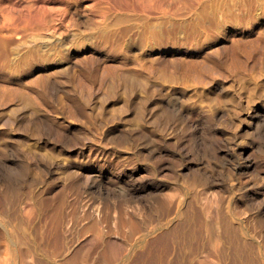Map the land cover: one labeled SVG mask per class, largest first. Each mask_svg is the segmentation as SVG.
Wrapping results in <instances>:
<instances>
[{
	"label": "rangeland",
	"instance_id": "rangeland-1",
	"mask_svg": "<svg viewBox=\"0 0 264 264\" xmlns=\"http://www.w3.org/2000/svg\"><path fill=\"white\" fill-rule=\"evenodd\" d=\"M0 2V264H264V0Z\"/></svg>",
	"mask_w": 264,
	"mask_h": 264
},
{
	"label": "bare ground",
	"instance_id": "bare-ground-1",
	"mask_svg": "<svg viewBox=\"0 0 264 264\" xmlns=\"http://www.w3.org/2000/svg\"><path fill=\"white\" fill-rule=\"evenodd\" d=\"M11 1H12V0H11ZM99 1H100V0H99ZM119 1H120V0H119ZM148 1H149V0H148ZM151 1H152V0H151ZM157 1H159V0H157ZM172 1H173V0H172ZM175 1H176V0H175ZM178 1H179V0H178ZM195 1H197V0H195ZM218 1H219V0H218ZM223 1H224V0H223ZM246 1H247V0H246ZM2 2H3V1H2ZM5 2H6V1H5ZM92 2H93V1H92ZM117 2H118V1H117ZM125 2H126V1H125ZM127 2H128V1H127ZM135 2H136V1H135ZM137 2H138V1H137ZM137 2H136V3H137ZM144 2L146 3V1H144ZM144 2H143V3H144ZM238 2H239V1H238ZM251 2H252V1H251ZM0 3H1V2H0ZM104 3H105V2H104ZM129 3H130V2H129ZM136 3H135V4H136ZM151 3H152V2H151ZM158 3H159V2H158ZM160 3H161V2H160ZM160 3H159V4H160ZM168 3H169V2H168ZM207 3H209V1H208ZM207 3H206V4H207ZM212 3H213V2H212ZM212 3H211V4H212ZM229 3H230V2H229ZM239 3H240V2H239ZM260 3H261V2H260ZM4 4H5V3H4ZM38 4H39V3H38ZM88 4H89V3H88ZM96 4H97V3H96ZM100 4H101V3H100ZM116 4H117V3H116ZM147 4H149V3H147ZM159 4H157V6H158ZM177 4H178V3H177ZM187 4H188V3H187ZM209 4H210V3H209ZM222 4H223V3H222ZM253 4H254V3H253ZM11 5H12V4H11ZM17 5H18V4H17ZM19 5H20V4H19ZM43 5H44V4H43ZM62 5H63V4H62ZM106 5H107V3H106ZM118 5H119V4H118ZM130 5H131V4H130ZM182 5H183V3H182ZM230 5H231V4H230ZM262 5H263V4H262ZM7 6H8V5H7ZM24 6H25V5H24ZM28 6H29V5H28ZM59 6H60V5H59ZM98 6H99V4H98ZM103 6H104V8H105V5H103ZM107 6H108V5H107ZM155 6H156V5H155ZM159 6H160V5H159ZM188 6H189V5H188ZM188 6H187V8H188ZM214 6H215V5H214ZM222 6H223V5H222ZM231 6H232V5H231ZM242 6H243V3H242ZM242 6H241V7H242ZM16 7H17V6H16ZM90 7H91V6H90ZM117 7H118V6H117ZM125 7H126V6H125ZM128 7H129V5H128ZM128 7H127V8H128ZM144 7H145V4H144ZM146 7H147V6H146ZM168 7H169V5H168ZM174 7H175V6H174ZM178 7H179V6H178ZM181 7H182V6H181ZM189 7H190V6H189ZM232 7H233V6H232ZM257 7H258V6H257ZM260 7H261V6H260ZM11 8H12V7H11ZM18 8H19V7H18ZM58 8H59V7H57V9H58ZM99 8H101V7H99ZM106 8H107V7H106ZM111 8H113V7H111ZM151 8H152V7H151ZM160 8H161V7H160ZM164 8H165V7H164ZM230 8H231V7H230ZM235 8H236V7H235ZM235 8H234V11H236ZM26 9H27V8H26ZM26 9H25V10H26ZM40 9H41V8H40ZM42 9H43V8H42ZM123 9H124V8H123ZM170 9H171V8H170ZM244 9H245V8H244ZM7 10H9V9H7ZM33 10H34V8H33ZM93 10H94V9H93ZM102 10H103V9H102ZM104 10H105V9H104ZM148 10H150V9H148ZM161 10H162V9H161ZM167 10H168V9H167ZM176 10H177V9H176ZM176 10H175V11H176ZM242 10H243V9H242ZM252 10H254V7H253ZM22 11H23V10H22ZM38 11H39V9H38ZM98 11H99V10H98ZM98 11H97V12H98ZM106 11H107V10H106ZM177 11H178V10H177ZM217 11H218V10H217ZM8 12H9V11H8ZM20 12H21V11H20ZM36 12H37V10H36ZM39 12H40V11H39ZM42 12H43V11H42ZM63 12H64V11H63ZM99 12H100V11H99ZM188 12H189V11H188ZM188 12H187V13H188ZM220 12H221V11H220ZM238 12H239V11H238ZM243 12H244V11H243ZM246 12H247V11H246ZM261 12H262V11H261ZM22 13H23V12H22ZM25 13H26V12H25ZM40 13H41V12H40ZM48 13H49V12H48ZM111 13H112V12H111ZM151 13H152V12H151ZM153 13H154V12H153ZM178 13H180V12H178ZM184 13H185V12H184ZM184 13H181V14H184ZM197 13H198V12H197ZM199 13H200V12H199ZM206 13H207V12H206ZM210 13H211V12H210ZM210 13H209V14H210ZM222 13H223V12H222ZM231 13H232V12H231ZM236 13H237V12H236ZM256 13H257V12H256ZM27 14H28V12H27ZM202 14H203V13H202ZM223 14H224V13H223ZM12 15H13V14H12ZM55 15H56V14H55ZM132 15H133V14H132ZM136 15H137V14H136ZM177 15H179V14H177ZM7 16H8V18H9V15H7ZM26 16H27V15H26ZM26 16H24V17H26ZM28 16H29V14H28ZM37 16H39V15H37ZM47 16H48V15H47ZM76 16H77V15H76ZM115 16H116V15H115ZM121 16H122V14H121ZM198 16H199V15H198ZM223 16H224V15H223ZM236 16H237V15H236ZM242 16H243V15H242ZM246 16H247V15H246ZM18 17H20V15H19ZM21 17H22V16H21ZM31 17H32V15H31ZM54 17H55V16H54ZM57 17H58V16H57ZM98 17H99V16H98ZM196 17H197V14H196ZM199 17H200V16H199ZM243 17H244V16H243ZM250 17H251V15H250ZM254 17H255V16H254ZM4 18H6V17H4ZM8 18H7V19H8ZM12 18H13V17H12ZM22 18H23V17H22ZM32 18H33V17H32ZM35 18H36V17H35ZM107 18H109V17H107ZM118 18H119V17H118ZM123 18H124V17H123ZM125 18H126V17H125ZM137 18H140V16L137 17ZM154 18H155V17H154ZM166 18H167V17H166ZM188 18H189V17H188ZM209 18H210V17H209ZM33 19H34V18H33ZM38 19H39V18H38ZM113 19H114V18H113ZM113 19H112V20H113ZM120 19H121V18H120ZM211 19H212V18H211ZM216 19H217V18H216ZM255 19H256V18H255ZM8 20H10V18H9ZM21 20H22V19H21ZM99 20H100V19H99ZM126 20H127V18H126ZM129 20H130V19H129ZM129 20H128V21H129ZM139 20H140V19H139ZM150 20H151V19H150ZM150 20H149V21H150ZM154 20H155V19H154ZM161 20H162V19H161ZM167 20H168V19H167ZM193 20H194V19H193ZM209 20H210V19H209ZM39 21H40V19H39ZM89 21H90V20H89ZM91 21H92V20H91ZM113 21H114V20H113ZM113 21H112V22H113ZM122 21H123V20H122ZM151 21H152V20H151ZM151 21H150V22H151ZM31 22H32V21H31ZM34 22H35V21H34ZM36 22H37V21H36ZM41 22H42V21H41ZM75 22H76V21H75ZM87 22H88V21H87ZM93 22H94V21H93ZM95 22H96V21H95ZM95 22H94V23H95ZM117 22L119 23L118 20H117ZM125 22H126V21H125ZM145 22H146V21H145ZM161 22H162V21H161ZM177 22H178V20H177ZM202 22H203V21H202ZM12 23H13V22H12ZM29 23H30V22H29ZM99 23H100V22H99ZM113 23H114V22H113ZM115 23H116V22H115ZM154 23H155V22H154ZM174 23H175V22H174ZM184 23H185V22H184ZM210 23H211V22H210ZM5 24H6V23H5ZM13 24H14V23H13ZM43 24H44V22H43ZM111 24H112V23H111ZM164 24H165V23H164ZM170 24H171V23H170ZM170 24H169V25H170ZM187 24H188V23H187ZM190 24H191V23H190ZM198 24H199V23H198ZM217 24H218V23H217ZM10 25H11V23H10ZM10 25H9V26H10ZM40 25H41V24H40ZM44 25H45V24H44ZM50 25H52V24H50ZM76 25H77V22H76ZM96 25H98V24H96ZM108 25H109V24H108ZM118 25H119V24H118ZM131 25H133V24H131ZM136 25H137V23H136ZM151 25H152V24H151ZM156 25H157V24H156ZM178 25H179V24H178ZM199 25H200V24H199ZM212 25H213V24H212ZM45 26H46V25H45ZM85 26H87V25H85ZM92 26H93V25H92ZM94 26H95V25H94ZM112 26H113V25H112ZM126 26H127V25H126ZM126 26H125V27H126ZM128 26H130V24H129ZM157 26H158V25H157ZM213 26H214V25H213ZM22 27H23V26H22ZM22 27H21V28H22ZM27 27H29V26H27ZM77 27H78V26H77ZM88 27H89V26H87V29H88ZM106 27H107V26H106ZM123 27H124V26H123ZM130 27H131V26H130ZM133 27H134V25H133ZM135 27H137V26H135ZM143 27H144V26H143ZM152 27H153V26H152ZM186 27H187V26H186ZM30 28H31V27H30ZM90 28H91V27H90ZM139 28H140V27H139ZM158 28H159V27H158ZM165 28H166V27H165ZM168 28H169V27H168ZM176 28H177V27H176ZM212 28H213V27H212ZM28 29H29V28H28ZM57 29H58V28H57ZM91 29H92V28H91ZM101 29H102V28H101ZM101 29H100V31H101ZM121 29H122V27H121ZM121 29H120V30H121ZM126 29H127V28H126ZM163 29H164V28H163ZM0 30H1V29H0ZM54 30H55V29H54ZM84 30H85V29H84ZM84 30H83V31H84ZM170 30H171V29H170ZM208 30H209V28H208ZM210 30H212V29H210ZM15 31H16V30H15ZM25 31H26V30H25ZM27 31H28V30H27ZM70 31H71V30H70ZM73 31H74V30H73ZM73 31H71V32H73ZM75 31L77 32V30H75ZM113 31H114V30H113ZM135 31H136V30H135ZM142 31H143V28H142ZM150 31L152 32V30H150ZM165 31H166V30H165ZM6 32H7V31H6ZM115 32H116V30H115ZM172 32H173V31H172ZM175 32H176V31H175ZM186 32H187V31H186ZM190 32H191V31H190ZM204 32H205V31H204ZM208 32H209V31H208ZM3 33H4V32H3ZM94 33H95V32H94ZM99 33H100V32H99ZM99 33H98V34H99ZM216 33H217V32H216ZM26 34H27V33H26ZM102 34H103V33H102ZM136 34H137V33H136ZM142 34H143V33H142ZM147 34H148V33H147ZM147 34H146V35H147ZM191 34H192V33H191ZM1 35H2V34H1ZM5 35H6V34H5ZM24 35H25V34H24ZM74 35H75V34H74ZM146 35H145V36H146ZM158 35H159V34H158ZM160 35H161V34H160ZM166 35H167V34H166ZM173 35H174V34H173ZM203 35H204V34H203ZM8 36H9V35H8ZM8 36H7V37H8ZM13 36H14V35H13ZM26 36H27V35H26ZM98 36H99V35H98ZM107 36H108V35H107ZM112 36H113V34H112ZM152 36H153V35H152ZM1 37H2V36H1ZM86 37H87V36H86ZM120 37H121V36H120ZM123 37H124V36H123ZM133 37H134V36H133ZM142 37H143V35H142ZM149 37H151V36H149ZM165 37H166V36H165ZM195 37H196V36H195ZM20 38H22V37H20ZM26 38H27V37H26ZM26 38H25V40H26ZM72 38H73V37H72ZM112 38H113V37H112ZM143 38H144V37H143ZM145 38H146V37H145ZM5 39H7V38H5ZM12 39H13V38H12ZM32 39H33V38H32ZM68 39H69V38H68ZM118 39H119V38H118ZM134 39H135V37H134ZM201 39H202V38H201ZM0 40H2V39H0ZM13 40H14V39H13ZM29 40H30V39H29ZM88 40H89V39H88ZM116 40H117V39H116ZM119 40H120V39H119ZM128 40H129V39H128ZM176 40H177V39H176ZM17 41H18V40H17ZM31 41H32V40H31ZM31 41H30V42H31ZM121 41H122V40H121ZM150 41H151V40H150ZM3 42H4V41H3ZM78 42H79V41H78ZM117 42H118V41H117ZM152 42H153V41H152ZM190 42H191V41H190ZM14 43H15V42H14ZM26 43H27V42H26ZM49 43H50V42H49ZM115 43H116V42H115ZM0 44H1V43H0ZM2 44H3V43H2ZM17 44H18V43H17ZM58 44H59V43H58ZM60 44H61V43H60ZM60 44H59V45H60ZM74 44H75V43H74ZM78 44H79V43H78ZM94 44H95V43H94ZM189 44H190V43H189ZM234 44H235V43H234ZM4 45H5V44H4ZM7 45H9V43H8ZM11 45H12V44H11ZM14 45H15V44H14ZM35 45H36V44H35ZM2 46H3V45H2ZM2 46H0V47H2ZM74 46H75V45H74ZM140 46H141V45H140ZM215 46H216V45H215ZM233 46H234V45H233ZM7 47H8V46H7ZM23 47H24V46H23ZM34 47H35V46H34ZM54 47H55V46H54ZM59 47H60V46H59ZM110 47H111V46H110ZM115 47H117V46H115ZM9 48H10V47H9ZM9 48H7V49H9ZM16 48H17V46H16ZM117 48H118V47H117ZM125 48H126V47H125ZM142 48H143V47H142ZM184 48H185V47H184ZM216 48H218V47H216ZM222 48H224V47H222ZM7 49H6V52H7ZM23 49H24V48H23ZM114 49H115V48H114ZM119 49H120V48H119ZM2 50H3V49H2ZM13 50H14V49H13ZM28 50H29V49H28ZM108 50H109V48H108ZM216 50H218V49H216ZM216 50H215V51H216ZM0 51H1V50H0ZM8 52H10V51H8ZM48 52H49V51H48ZM60 52H61V51H60ZM109 52H110V51H109ZM130 52H131V51H130ZM130 52H128V53H130ZM221 52H222V51H221ZM11 53H12V52H11ZM11 53H10V54H11ZM23 53H24V52H23ZM26 53H28V52H26ZM51 53H52V52H51ZM55 53H56V51H55ZM21 54H22V53H21ZM5 55H6V54H5ZM25 55H26V54H25ZM48 55H49V54H48ZM51 55H52V54H51ZM216 55H217V54H216ZM53 56H54V55H53ZM6 57H8V56H6ZM9 57H10V55H9ZM11 57H12V56H11ZM19 57H21V56H19ZM24 57H26V56H24ZM28 57H29V55H28ZM134 59H135V58H134ZM1 60H2V57H1L0 61H1ZM2 61H3V60H2ZM9 61H10V60H9ZM135 61H136V60H135ZM141 61H142V60H141ZM7 63H8V61H7ZM5 64H6V63H5ZM17 64H18V63H17ZM9 69H10V68H9ZM83 71H84V70H83ZM87 71H88V70H87ZM87 75H88V73H87ZM87 75H86V76H87ZM77 80H78V79H77ZM43 82H44V81H43ZM48 82H49V81H48ZM50 82H51V81H50ZM189 185H190V184H189ZM207 208H210V207H207ZM96 209H97V208H96ZM89 210H90V209H89ZM97 211H98V209H97ZM101 211H102V210H101ZM180 211H181V210H180ZM208 211H209V209H208ZM206 212H207V211H206ZM213 212H214V211H213ZM97 213H98V212H97ZM210 213H211V212H210ZM94 214H95V213H94ZM212 214H213V213H212ZM103 215H104V213H103ZM206 215H207V214H206ZM216 215H217V214H216ZM92 216H93V215H92ZM115 216H118V215H115ZM121 216H122V215H121ZM210 216H211V215H210ZM95 217H96V216H95ZM110 217H111V216H110ZM221 217H222V215H221ZM96 218L98 219V217H96ZM116 218H117V217H116ZM94 219H95V218H94ZM104 219H105V218H104ZM107 219H108V218H107ZM123 219H124V217H123ZM203 219H204V218H203ZM208 219H209V218H208ZM211 219H212V218H211ZM216 219H217V218H216ZM223 219H224V218H223ZM225 219H227V218L225 217ZM91 220H92V219H91ZM101 220H102V219H101ZM110 220H111V219H110ZM227 220H228V219H227ZM9 221H10V220H9ZM92 221H93V220H92ZM94 221H96V220H94ZM113 221H114V220H113ZM130 221L133 222L132 220H130ZM130 221H129V222H130ZM208 221H209V220H208ZM215 221H216V220H215ZM220 221H221V220H220ZM225 221H226V220H225ZM120 222H121V221H120ZM123 222H124V221H123ZM125 222H126V221H125ZM181 222H182V221H181ZM209 222H210V221H209ZM211 222H212V221H211ZM217 222H218V221H217ZM223 222H224V220H223ZM14 223H16V222H14ZM14 223H13V225H14ZM87 223H88V222H87ZM98 223H99V221H98ZM102 223H103V222H102ZM104 223H105V222H104ZM106 223H107V222H106ZM114 223H116V221H115ZM221 223H222V222H221ZM226 223H228V222H226ZM231 223H232V221H231ZM99 224H100V223H99ZM131 224H132V223H131ZM133 224H134V222H133ZM207 224H208V223H207ZM215 224H217V223L215 222ZM215 224H214V225H215ZM18 225H19V224H18ZM85 225H86V224H85ZM85 225H84V226H85ZM96 225H97V224H95V228H98L99 226H96ZM105 225H106V224H105ZM118 225H119V224H118ZM137 225H138V223H137ZM209 225H210V224H209ZM234 225H235V224H234ZM87 226H88V225H87ZM90 226H91V225H90ZM116 226H117V224H116ZM132 226H133V225H132ZM134 226H136V225H134ZM139 226H140V225H139ZM185 226H186V225H185ZM207 226H208V225H207ZM211 226H212V225H210V227H211ZM20 227H22V226H20ZM100 227H101V226H100ZM110 227H111V226H110ZM118 227H119V226H118ZM122 227H123V226H122ZM127 227H129V226H127ZM148 227H150V225H149ZM178 227H179V226H178ZM229 227H230V226H229ZM229 227H228V229H229ZM87 228H88V227H87ZM106 228H107V227H106ZM156 228H157V227H156ZM217 228H218V227H217ZM230 228H231V227H230ZM11 229H12V228H11ZM101 229L103 230V228H101ZM120 229H121V228H120ZM133 229H134V228H133ZM137 229H138V228H137ZM137 229H136V230H137ZM141 229H142V228H141ZM141 229H140V230H141ZM144 229H145V228H144ZM175 229H176V228H175ZM175 229H174V230H175ZM209 229H210V228H209ZM212 229H213V228H212ZM215 229H216V227H215ZM224 229H225V228H224ZM231 229H232V228H231ZM7 230H8V229H7ZM15 230H16V229H15ZM21 230H22V229H21ZM23 230H24V228H23ZM91 230H92V229H91ZM96 230H97V229H96ZM111 230H112V229H111ZM117 230H118V229H117ZM134 230H135V229H134ZM150 230H151V229H150ZM229 230H230V229H229ZM16 231H17V230H16ZM99 231H101V230H99ZM115 231H116V230H115ZM129 231H130V230H129ZM209 231H210V230H209ZM2 232H3V231H2ZM11 232H12V231H11ZM119 232H120V231H119ZM119 232H118V233H119ZM135 232H136V231H135ZM216 232H217V231H216ZM24 233H25V232H24ZM15 234H16V233H15ZM135 234H136V233H135ZM174 234H175V233H174ZM209 234H210V232H209ZM17 235H18V234H17ZM101 235H102V234H101ZM186 235H187V234H186ZM213 235H214V234H213ZM1 236H2V235H1ZM15 236H16V235H15ZM18 236H19V235H18ZM18 236H16V237H18ZM25 236H26V234H25ZM27 236H28V235H27ZM145 236H146V235H145ZM209 236H210V235H209ZM211 236H212V235H211ZM214 236H215V235H214ZM126 237H127V236H126ZM20 239H21V238H20ZM20 239H19V241H20ZM26 239H27V238H26ZM16 240H17V239H16ZM5 241H7V240H5ZM108 241H109V240H108ZM112 241H113V240H112ZM115 241H116V240H115ZM115 241H114V242H115ZM217 241H218V240H217ZM20 242H21V241H20ZM23 242H24V241H23ZM23 242H22V243H23ZM213 242H214V241H213ZM218 242H219V241H218ZM6 243H7V242H6ZM109 243H110V242H109ZM215 243H216V242H215ZM19 244H20V243H19ZM25 244H26V243H25ZM211 244H212V243H211ZM111 245H114L113 242L111 243ZM114 246H115V245H114ZM212 246H213V245H212ZM17 247H18V246H17ZM217 247H218V246H217ZM26 248H27V247H26ZM109 249H110V248H109ZM111 249H112V248H111ZM111 249H110V250H111ZM11 250H12V248H11ZM17 250H18V249H17ZM25 250H26V249H25ZM8 251H10V249H9ZM15 251H16V250H15ZM19 251H20V249H19ZM113 251H114V248H113ZM151 251H152V250H151ZM110 252H111V251H110ZM110 252H109V253H110ZM114 253H116V252H114ZM151 253H152V252H151ZM107 254H108V253H106V255H107ZM114 255H115V254H114ZM153 255H155V254H153ZM153 255H152V256H153ZM14 256H15V255H14ZM117 256H118V255H117ZM156 256H157V255H156ZM202 256H203V254H202ZM48 257H49V256H48ZM74 257H75V256H74ZM74 257H72V259H73ZM112 257H113V255H112ZM159 257H160V256H159ZM20 258H21V256H20ZM152 258H154V257H152ZM15 259H16V257H15ZM24 259H25V258H24ZM24 259H23V260H24ZM35 259H36V258H35ZM20 260L22 261V259H20ZM81 260H83V259H81ZM85 260H86V259H85ZM109 261H110V260H109ZM28 262H29V261H28ZM64 262H65V261H64ZM75 262H77V261H75ZM75 262H74V263H75ZM95 262H96V261H95ZM98 262H99V261H98ZM112 262H114V260H113ZM159 262H160V261H159ZM47 263H48V262H47ZM68 263H69V262H68ZM72 263H73V262H72ZM101 263H102V262H100V264H101ZM156 263H157V262H156ZM27 264H29V263H27ZM32 264H34V263H32ZM44 264H45V263H44ZM50 264H51V263H50ZM64 264H65V263H64ZM94 264H95V263H94ZM103 264H105V263L103 262ZM141 264H143V263H141Z\"/></svg>",
	"mask_w": 264,
	"mask_h": 264
}]
</instances>
